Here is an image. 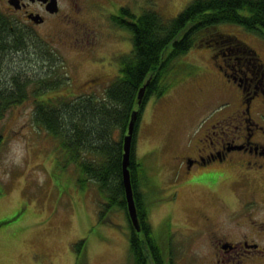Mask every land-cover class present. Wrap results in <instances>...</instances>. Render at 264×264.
I'll use <instances>...</instances> for the list:
<instances>
[{"label":"rangeland","instance_id":"374dc122","mask_svg":"<svg viewBox=\"0 0 264 264\" xmlns=\"http://www.w3.org/2000/svg\"><path fill=\"white\" fill-rule=\"evenodd\" d=\"M115 1L122 12L138 15L155 10L171 19L195 0H173L174 4H165L166 0ZM89 14L88 9H81L73 18L25 28L26 47L12 52L3 62L6 69L20 71L33 81L26 88V98L0 118V264H135L125 211L116 200H106L108 196L94 182L81 185L75 163L68 162L58 140L34 120L36 82L48 72L51 80L68 76L67 83L43 96L61 107L82 95L103 99L108 84L119 74L117 58L130 52V34L116 26L117 22L111 25L109 18L95 23ZM124 20L128 19L119 21ZM98 30L100 39L95 44L86 42L88 32L93 35ZM215 30L213 36L236 41L232 44L234 57L248 50L244 62L248 61L249 71L227 67L228 73L237 77V83L240 77L254 79L252 85L260 87L264 38L229 23H217ZM219 65L224 66L221 72ZM169 66L157 84L158 90L167 91L145 100L131 148L135 189L147 209L146 222L155 235L159 234L162 245L158 251L166 264H236L240 260L242 264H264V253H259L260 257L247 253L230 260L214 246L216 239L237 241L246 235L264 252V234L250 227L251 222L264 221V208L240 205L230 179L236 171L230 167L231 173L225 170L215 190L209 192L187 183L209 181L214 167L201 168L200 175L191 176L183 169L182 157L192 154L190 148L203 144L202 129L208 127L206 121L212 112L219 114L222 107L227 114L238 110L239 89L224 76L226 58L196 42ZM90 78L94 80L87 82ZM253 117L262 122L255 114ZM118 135L116 130L114 140ZM262 175L264 171L257 183L264 188ZM261 197L264 193L257 189L256 199ZM204 215L212 219L209 228L204 227ZM81 239L85 243L77 259L73 245Z\"/></svg>","mask_w":264,"mask_h":264},{"label":"trees","instance_id":"16d2710c","mask_svg":"<svg viewBox=\"0 0 264 264\" xmlns=\"http://www.w3.org/2000/svg\"><path fill=\"white\" fill-rule=\"evenodd\" d=\"M120 12L122 10H119V14L122 17L126 15L125 19L128 20L116 21V26L129 32L131 50L117 58L119 74L108 84L103 99L82 95L63 103L61 107L53 99L43 96L63 82L67 83L68 76H55L51 80V72H48L46 77L36 82L38 92L35 95L34 120L58 140L68 162L75 163L77 181L81 185L83 182H94L98 190L108 196L106 200H116L125 211L131 232L130 253L135 264H166L158 251L162 245L159 234L155 235L146 222L148 212L135 189L133 155L130 157L129 169L141 229L137 234L126 212L121 172L122 140L127 133L131 113L136 110L141 114L148 97L154 94L156 97L161 96L167 91V88L157 89L159 79L170 68L171 60L188 52L196 42L214 48L218 53L233 51L232 44L235 45L236 41L212 35L217 23L238 25L248 33L264 38V0H195L171 19H165L155 10H146L138 15L130 14L131 11ZM23 30L24 27L12 20L8 23L0 13V118L9 108L26 98V88L33 81L24 78L26 75L20 71L3 66L12 52H21L26 47L28 36ZM147 81L144 98L138 105V91ZM116 130L119 135L114 140ZM84 243L81 239L73 245L77 259Z\"/></svg>","mask_w":264,"mask_h":264},{"label":"flooded vegetation","instance_id":"af4514ba","mask_svg":"<svg viewBox=\"0 0 264 264\" xmlns=\"http://www.w3.org/2000/svg\"><path fill=\"white\" fill-rule=\"evenodd\" d=\"M177 3H181V1ZM106 4L111 5V9L105 8ZM114 4L118 3L115 0H0V13L7 19L8 23L12 20L21 27L33 28L35 26H49L54 22L64 21V18H73L74 13H78L81 9H88L93 22L102 24L103 21L109 18V23L112 25L116 21L125 19L119 14L121 6H115ZM130 4H133V0H130ZM165 4H174V1L166 0ZM111 17H114V21L110 20ZM100 32L98 30V33L93 35L88 32L86 38L88 41L86 42L95 44L94 41L100 39V36L97 38ZM89 51H94V49L89 48ZM219 54L224 55L226 58V73H224L226 81L231 80L235 88L239 89L238 110L227 114L225 110V112L222 110L224 108L222 107L219 114L214 111L207 118L208 120L206 119L208 127L202 129L204 130V138L200 140L203 144L200 143V145L190 148L189 151L192 154L183 156L182 163L188 176H191L192 173H202L198 170L209 167H214L215 173L209 181L195 180L189 181L187 184L198 185L212 192L219 184V179L224 176L225 170L230 167L236 171V176L230 179H233L231 187L240 198V205L245 209H253L258 206L264 208V198L256 199L257 189L264 193V188L257 183V177L264 171V66H261L259 73L260 87L252 85L254 79L247 81V79L240 77L239 83H237V77L230 75L227 67L238 72L249 71L248 61L244 62V56L248 52H242V58L234 57L233 52L220 51ZM221 67L224 66H218L220 72L222 71ZM243 67L245 70L242 69ZM251 75L255 76V73L251 71ZM93 80L94 78H90L87 82ZM251 86L253 89H251ZM254 114L262 121L261 123L253 120ZM211 121L212 123L215 122V125L210 124ZM261 178H264V175ZM224 179H227V177H224ZM159 205L164 206L165 203ZM242 209L244 208L240 210ZM232 211L236 212L235 210ZM203 220L207 224L204 226L205 228L212 225L210 216L204 215ZM250 227L252 229L255 227L254 230L260 235L264 234V221L260 224L251 222ZM140 239H142V235ZM252 240H248L246 235H242L237 241L216 239L214 246L221 254L228 255L230 260L247 253H255V256L260 257L258 256L259 253L264 252L263 250L259 251L260 249L257 248L258 245L255 240ZM255 256L252 257L253 259L251 258L252 261L256 260ZM242 263V260H240L236 264Z\"/></svg>","mask_w":264,"mask_h":264},{"label":"water","instance_id":"95a60500","mask_svg":"<svg viewBox=\"0 0 264 264\" xmlns=\"http://www.w3.org/2000/svg\"><path fill=\"white\" fill-rule=\"evenodd\" d=\"M149 81L146 82L144 86L140 88L138 91L137 96V104L141 105L145 88ZM138 118V111L134 110L131 113L130 120L127 126V133L124 135L122 140L123 146V156H122V163H121V172H122V184L124 188V196L126 201V209H127V216L131 226L133 227L134 231L140 232V225L138 222L137 216V208L135 205V200L133 196V188L131 182V173L129 169L130 165V157H131V148H132V140L133 135L136 127V121Z\"/></svg>","mask_w":264,"mask_h":264}]
</instances>
